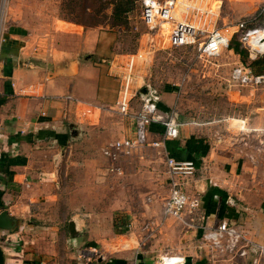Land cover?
<instances>
[{"label": "crops", "instance_id": "1", "mask_svg": "<svg viewBox=\"0 0 264 264\" xmlns=\"http://www.w3.org/2000/svg\"><path fill=\"white\" fill-rule=\"evenodd\" d=\"M61 8L56 0H5L0 17V213L15 222L0 230L3 264H156L163 254L190 257L192 264H252L264 247L262 164L249 165L209 123L179 114L177 86L158 91L157 103L161 113H174L175 139L116 162L103 154L108 144L133 138L139 93L154 89L143 42L172 48L174 22L159 24L150 38L141 35L129 53L120 29L76 23L59 16ZM179 11L180 21L197 27L216 23L209 0H178ZM168 27L167 38L158 35ZM130 61L137 99L121 115L116 104ZM254 118L264 122V113ZM163 130L151 124L148 142L160 140ZM167 157L194 164L182 189L200 198L197 215L163 216ZM222 221L243 235L238 246L245 257L210 251L204 235Z\"/></svg>", "mask_w": 264, "mask_h": 264}, {"label": "rangeland", "instance_id": "2", "mask_svg": "<svg viewBox=\"0 0 264 264\" xmlns=\"http://www.w3.org/2000/svg\"><path fill=\"white\" fill-rule=\"evenodd\" d=\"M56 1L61 4L59 16L62 18L81 19L86 26H108L114 22L111 18L112 0H100L101 4L99 0H73L72 5L76 6L73 15L65 10L69 0ZM130 1L133 2L131 10L124 14L119 29L123 51L133 53L137 50L141 38L144 35L150 38L156 30H150L142 21L140 0ZM203 2L205 4V1ZM261 4L258 0H209L216 23L200 29L217 27L231 38L230 44L232 40L239 42L237 35L233 33L236 30L235 25L240 21L252 22L258 19L263 9ZM179 12L176 16L178 21L185 17L184 13ZM168 32L169 27L168 30L162 29L158 35L167 38ZM143 45L150 47L151 57L148 62H143L146 66L144 69H148L150 87L162 91L167 86H177V112L187 115L196 123H209L206 126L215 129V136L222 135L225 142L239 147L249 165L262 164L261 173L264 178V122L254 118L264 113L257 108L260 99L264 100V86H241L232 82L230 76L237 65L247 67L251 61L264 57V53L258 52L253 58L251 49L240 44V50L247 53L244 61L229 48L214 59H205L197 55L198 43L185 48L160 46L153 49V43L146 38ZM239 96L245 100L239 102ZM134 99H137V95ZM231 119L238 120V123L231 122ZM108 192H103L102 195L107 196ZM105 205L108 209L107 202L103 204ZM236 263L243 264L239 263V260Z\"/></svg>", "mask_w": 264, "mask_h": 264}, {"label": "built area", "instance_id": "3", "mask_svg": "<svg viewBox=\"0 0 264 264\" xmlns=\"http://www.w3.org/2000/svg\"><path fill=\"white\" fill-rule=\"evenodd\" d=\"M177 2L178 0H140L142 21L150 30H155L161 23L174 22L169 36L170 46L172 48H185L198 43L197 55L199 58L214 59L220 56L223 50L229 48L231 38L222 29L217 27L200 29L201 27H197L186 20L177 21ZM4 3L5 0H2L0 4L1 18L4 14ZM202 15H205V13ZM259 16L262 18L260 26L249 27L248 22L240 21L235 25L236 30L233 32L237 35L240 44L251 49L250 53L253 58L257 56L258 52H261L260 47H257L255 42H261V38L264 37V8ZM132 65L133 63L130 61L128 63V74L120 86L116 104L121 115L130 114L131 102L136 97V93L132 91ZM230 76L232 82L241 86L258 87L264 85V74H254L246 66L237 65L233 68ZM66 99L71 100V97L68 96ZM158 101V91L148 89L146 97L140 100L138 111L133 115L135 127L133 138L108 144L103 150V154L108 159L116 162L121 154L128 155L134 149L147 144L159 148L165 142L178 136L179 124L176 122L174 113H161L157 107ZM151 124H160L164 130L160 140L149 143L147 136L148 127ZM166 166L169 177V195L163 205V216L181 219L184 214L197 215L200 208V198L197 196L191 197L182 189L184 178L191 177L195 172L194 164L190 161H177L174 158L167 157ZM114 170L119 171L115 166H112L110 171ZM204 239L206 244L209 243L212 247L210 251L212 250L220 255L229 253L234 259L243 258L247 255L246 248L238 246L239 241H244L243 235L226 221H222L215 228L209 229L204 235ZM256 253L257 256L252 260V264H264V247L258 248ZM214 257L217 259L216 256ZM184 260L185 257L182 255L163 254L156 261V264H184ZM233 261L229 263L233 264ZM229 263L226 262V264Z\"/></svg>", "mask_w": 264, "mask_h": 264}, {"label": "trees", "instance_id": "4", "mask_svg": "<svg viewBox=\"0 0 264 264\" xmlns=\"http://www.w3.org/2000/svg\"><path fill=\"white\" fill-rule=\"evenodd\" d=\"M102 1V0H101ZM101 1L99 0V4H101ZM112 14L111 18H113V23H110L108 26L110 28H116L119 29L121 27L120 21L123 19L124 14L126 12L131 10L132 1L130 0H112ZM69 5L67 7L66 12L70 15H73L72 13L76 11V6H73V0H69ZM65 7V6H64ZM95 12V11H94ZM70 19L76 23L83 24L81 19ZM262 18L259 17L255 21L248 22L249 27H258L261 25ZM229 49H231L235 54L239 55L243 61L245 60L247 53L245 51L240 50V43L236 42L235 40L231 41V44L229 46ZM250 68L254 74H264V57L257 58L256 60H253L250 62V64L247 66Z\"/></svg>", "mask_w": 264, "mask_h": 264}, {"label": "water", "instance_id": "5", "mask_svg": "<svg viewBox=\"0 0 264 264\" xmlns=\"http://www.w3.org/2000/svg\"><path fill=\"white\" fill-rule=\"evenodd\" d=\"M149 89V88H148ZM147 88H143L140 91V95L142 99H144L147 95ZM14 220L11 219L6 211H3L0 213V230H12L15 226ZM71 228V225H70ZM4 262V257H3V252L0 248V264H3ZM184 264H192L191 258L190 257H185Z\"/></svg>", "mask_w": 264, "mask_h": 264}, {"label": "bare ground", "instance_id": "6", "mask_svg": "<svg viewBox=\"0 0 264 264\" xmlns=\"http://www.w3.org/2000/svg\"><path fill=\"white\" fill-rule=\"evenodd\" d=\"M255 45L257 46V47H260V51L262 52V53H264V38H262V41L260 42H255Z\"/></svg>", "mask_w": 264, "mask_h": 264}]
</instances>
